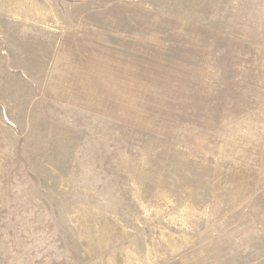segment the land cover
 Instances as JSON below:
<instances>
[{"label":"rangeland","instance_id":"obj_1","mask_svg":"<svg viewBox=\"0 0 264 264\" xmlns=\"http://www.w3.org/2000/svg\"><path fill=\"white\" fill-rule=\"evenodd\" d=\"M0 264H264V0H0Z\"/></svg>","mask_w":264,"mask_h":264}]
</instances>
